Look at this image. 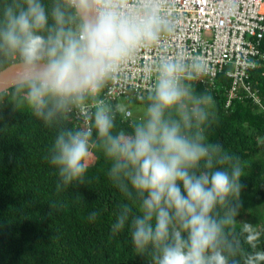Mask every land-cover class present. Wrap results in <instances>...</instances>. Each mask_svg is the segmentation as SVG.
I'll list each match as a JSON object with an SVG mask.
<instances>
[{
	"label": "clouds",
	"instance_id": "1",
	"mask_svg": "<svg viewBox=\"0 0 264 264\" xmlns=\"http://www.w3.org/2000/svg\"><path fill=\"white\" fill-rule=\"evenodd\" d=\"M237 8L238 0H223L221 11ZM178 27L174 0H0V92L13 89V110L27 106L59 127L47 157L58 170L57 191L84 184L92 150L104 153L108 177L139 206L137 214L121 205L111 230L128 222L135 251L151 255L150 264H264L261 233L245 224L242 242L234 228L247 161L209 142L215 100L191 83L208 74V61L184 49L157 56L143 116L130 132L116 130L121 104L101 98ZM74 111L83 125L65 127Z\"/></svg>",
	"mask_w": 264,
	"mask_h": 264
},
{
	"label": "trees",
	"instance_id": "2",
	"mask_svg": "<svg viewBox=\"0 0 264 264\" xmlns=\"http://www.w3.org/2000/svg\"><path fill=\"white\" fill-rule=\"evenodd\" d=\"M43 2L50 4L51 0ZM251 81L260 100L242 89L229 104L231 79L225 73L213 86L201 80L191 83L198 92H210L215 100L216 120L206 129L209 142L222 144L247 161L243 206L234 228L243 242L244 225L251 224L261 233L260 250L264 249V64L252 71ZM12 91L0 92V264H150L151 255L135 251L128 222L118 233L111 230L121 205L128 204L137 214L139 206L108 177L111 162L104 153L92 150L84 184L75 182L57 191L58 170L47 157L60 129L46 125L27 106L13 110ZM143 96L108 102L122 106L124 99L129 106L145 107ZM125 111L117 116L116 130L130 132L131 122L142 116H126ZM76 114L69 115L65 127L83 125ZM93 211L99 215L90 221ZM243 247L249 249L247 243Z\"/></svg>",
	"mask_w": 264,
	"mask_h": 264
},
{
	"label": "built area",
	"instance_id": "3",
	"mask_svg": "<svg viewBox=\"0 0 264 264\" xmlns=\"http://www.w3.org/2000/svg\"><path fill=\"white\" fill-rule=\"evenodd\" d=\"M222 6L223 0H174L179 18L176 33L164 39L163 48L143 50L134 63L124 68L120 79L106 86L101 98H141L152 82L148 66L162 52L184 49L209 63L208 74L198 80L213 83L224 73L231 79L228 104L242 89L259 101L251 74L264 64V0H238L235 14L228 16L221 11ZM129 113L132 115L127 108L126 116H131Z\"/></svg>",
	"mask_w": 264,
	"mask_h": 264
},
{
	"label": "rangeland",
	"instance_id": "4",
	"mask_svg": "<svg viewBox=\"0 0 264 264\" xmlns=\"http://www.w3.org/2000/svg\"><path fill=\"white\" fill-rule=\"evenodd\" d=\"M121 103H122V107L123 109H130L132 111V113H134V115L136 116H143V110H144V107L141 106V105H128L126 103V101L124 99H121ZM263 214H264V207H263Z\"/></svg>",
	"mask_w": 264,
	"mask_h": 264
},
{
	"label": "water",
	"instance_id": "5",
	"mask_svg": "<svg viewBox=\"0 0 264 264\" xmlns=\"http://www.w3.org/2000/svg\"><path fill=\"white\" fill-rule=\"evenodd\" d=\"M6 70H7V72H10V71H12V68H11V66L9 65V66H7L6 68H5ZM7 72L5 73V75L7 74ZM3 85H2V81H0V87H2ZM7 89H9V88H5L4 89V91L5 90H7Z\"/></svg>",
	"mask_w": 264,
	"mask_h": 264
}]
</instances>
